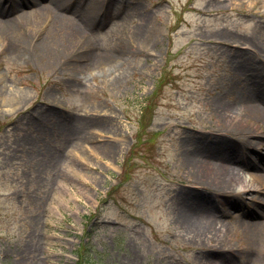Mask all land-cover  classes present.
<instances>
[{
    "label": "rangeland",
    "instance_id": "rangeland-1",
    "mask_svg": "<svg viewBox=\"0 0 264 264\" xmlns=\"http://www.w3.org/2000/svg\"><path fill=\"white\" fill-rule=\"evenodd\" d=\"M95 1L61 12L90 21L97 64L75 39L31 51L48 22L0 38V264H76L81 241L97 264H249L264 252V122L218 101L264 91V0ZM12 4L20 23L35 10ZM203 160L232 189L202 185Z\"/></svg>",
    "mask_w": 264,
    "mask_h": 264
},
{
    "label": "bare ground",
    "instance_id": "bare-ground-1",
    "mask_svg": "<svg viewBox=\"0 0 264 264\" xmlns=\"http://www.w3.org/2000/svg\"><path fill=\"white\" fill-rule=\"evenodd\" d=\"M27 1L28 3L23 0H0L1 40H8L14 33H20L21 31L24 32L26 27L31 26L37 21L42 22V24L48 22L52 26V35L47 36L43 41L31 42V51H36L49 56L52 54L55 55L66 40L75 39L86 46L85 53L88 61H91L90 64L99 63L102 59V53L92 46L93 36L90 34L88 25L90 21H87L85 15L83 16L81 14L79 15V23L67 22L61 12L62 9L66 7V4H71L76 0H52V7L49 9H44V6L40 4L39 0H34V2L33 0ZM7 2H13L15 5H21V3L24 5L32 4L35 10L32 15L28 14L24 21L20 23L15 18L10 16V11L7 8L3 7V3ZM94 3H96V1L91 0L89 4L92 6ZM106 52L107 57L113 56L112 52ZM244 103L245 102H243V104L239 103V105H236V103H223L218 101V107L221 108V112L226 119L233 117L236 120H242V117L245 116L247 119L253 117L254 120L264 122V91L259 89V94L256 99H250L247 104ZM239 109L244 112L242 111V113H239ZM235 176L229 174L228 169H226L224 164L221 162L203 160L196 166V179L207 189H211L213 192H225L232 189L231 186L236 178ZM199 195L201 194L199 193L198 196ZM204 234L205 231L202 230L198 234V238L201 239ZM258 242L261 245L264 243V228H262V233ZM262 246H264V244ZM249 264H264V252L258 250L249 260Z\"/></svg>",
    "mask_w": 264,
    "mask_h": 264
},
{
    "label": "trees",
    "instance_id": "trees-1",
    "mask_svg": "<svg viewBox=\"0 0 264 264\" xmlns=\"http://www.w3.org/2000/svg\"><path fill=\"white\" fill-rule=\"evenodd\" d=\"M150 99H152V96L150 97ZM150 108L151 105L147 103L144 106H142V110H141L142 117H144L143 115L144 112L147 111V109L150 110ZM85 234L88 235L87 232ZM76 256H77L76 264H97L95 261L94 254L92 253V251H90L89 248H87V244L85 241L80 242L78 248L76 249Z\"/></svg>",
    "mask_w": 264,
    "mask_h": 264
}]
</instances>
